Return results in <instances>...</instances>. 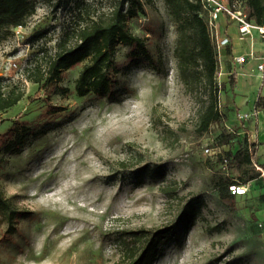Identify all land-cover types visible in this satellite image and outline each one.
<instances>
[{"label":"rangeland","instance_id":"374dc122","mask_svg":"<svg viewBox=\"0 0 264 264\" xmlns=\"http://www.w3.org/2000/svg\"><path fill=\"white\" fill-rule=\"evenodd\" d=\"M77 1L88 2L93 14L110 11L116 2L34 0L36 12L26 25L0 42V85L24 93L0 113V190L26 212L12 232L0 213V264H115L124 231L177 221L195 195L205 199L200 214L190 225L177 223L154 264H264V199L251 184L248 194L226 203L214 187L215 176L237 178L245 166L242 154L234 155L247 136L239 133L246 118L232 108L233 120L197 134L206 95L180 80L176 26L164 0H143L145 12L129 22L134 34L148 39L153 59L130 63L120 46L114 96L76 94L86 62L54 84L28 76L35 64L46 74ZM253 82L223 87L220 108L227 96L239 102L250 95ZM240 110L250 113L246 106ZM17 135L23 143L7 149ZM158 164L165 166L164 178L151 174ZM174 181L181 188L168 196L161 187Z\"/></svg>","mask_w":264,"mask_h":264},{"label":"trees","instance_id":"16d2710c","mask_svg":"<svg viewBox=\"0 0 264 264\" xmlns=\"http://www.w3.org/2000/svg\"><path fill=\"white\" fill-rule=\"evenodd\" d=\"M70 1V0H68ZM168 14L176 26L177 66L183 84L193 89H202L206 98L202 101L196 132L202 136L210 131L213 124L226 116L220 108V92L224 87L218 84L220 69L219 49L209 24L208 10L202 0H164ZM236 0H231L234 2ZM248 18L256 24L264 23V0H237ZM36 12L34 0H0V42L12 34L17 27H24L30 16ZM91 5L77 1L72 25L63 33L57 43L56 51L47 61L46 74L40 64L29 67L28 76L35 82L44 81L46 85L62 79V74L79 63L86 62L75 81V92L84 97L95 94L112 97L116 93L118 75L121 67L116 60L117 49L122 46L127 51L130 63L152 62L153 54L147 38L134 34L129 22L145 12L143 0H116L111 10L93 14ZM41 34V33H39ZM233 83V80L230 79ZM24 96L16 87L4 91L0 85V113L15 106ZM256 110L264 108V96L255 101ZM24 136L17 135L7 149L23 143ZM257 143H250L244 137L242 147L234 157L242 154L245 166L237 178L218 175L214 187L222 201L232 203L237 195L229 190V185L248 184L259 178L262 171L254 165ZM242 148V149H241ZM230 154V153H229ZM3 157L0 156V166ZM146 168H149L147 166ZM156 177H165V166L154 165L150 169ZM181 186L177 181L165 184L161 190L168 196H177ZM182 201L186 200L180 197ZM264 199V194L260 196ZM205 199L202 195L190 197L181 217L160 229L127 230L122 233L120 243L121 257L115 264H154L162 255L163 247L169 242L177 223L192 224L200 214ZM0 213L8 222L10 232L15 223L26 215L16 209L0 190Z\"/></svg>","mask_w":264,"mask_h":264},{"label":"crops","instance_id":"0c3cea01","mask_svg":"<svg viewBox=\"0 0 264 264\" xmlns=\"http://www.w3.org/2000/svg\"><path fill=\"white\" fill-rule=\"evenodd\" d=\"M215 33L218 39L224 37L229 39L228 44L219 47L220 69L218 75L224 88L228 84L236 88L244 80L255 79L251 85L250 95L246 94L239 102L235 98L232 101L227 96L226 102L221 104V110L223 111L224 108L226 114L224 120L226 121V119L233 120L231 117L232 108L239 117L244 115L241 114V106H246L249 109L250 113H245L249 115V118L242 119L246 125H243V129H240L239 133L247 135L250 143H257L254 165L262 171V174L259 178L250 181L248 185L249 192L250 185L253 184L254 192L261 196L264 194V108L256 110L254 102L259 96H264V70L259 68V65L264 64V38L257 29H253L250 35L242 37L238 23L224 14L216 21ZM240 56H245L246 60L238 61L237 58ZM230 79L233 80V83L230 82ZM252 93L253 95H251ZM247 119L252 121L247 124Z\"/></svg>","mask_w":264,"mask_h":264},{"label":"built area","instance_id":"2783aa9c","mask_svg":"<svg viewBox=\"0 0 264 264\" xmlns=\"http://www.w3.org/2000/svg\"><path fill=\"white\" fill-rule=\"evenodd\" d=\"M205 8L208 10L209 14V24L210 28L213 32L214 37H216V42L218 49L221 46H224L229 43V39L227 37L218 39L217 35L214 34L216 29V21L220 18L221 15H227L230 19L236 21L238 23V28L240 35L245 37L250 35L253 29H257L264 38V23L259 25L253 22L248 18V14L244 12L241 8V4L239 1L231 2V0H202ZM238 61L244 62L246 60L245 56H240L237 58ZM259 68L264 70V64L259 65ZM241 118H249L248 114L240 115ZM206 151L209 152L210 149L206 148ZM229 163V159L227 157L223 160L224 167ZM229 190L234 195H246L249 192V185L243 183H236L229 185ZM259 226L264 230V223H260Z\"/></svg>","mask_w":264,"mask_h":264}]
</instances>
